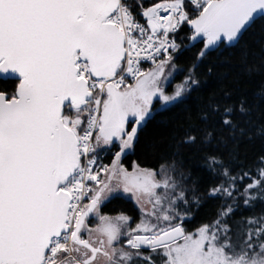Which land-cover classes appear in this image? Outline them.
Wrapping results in <instances>:
<instances>
[{"label": "snow or ice", "instance_id": "obj_1", "mask_svg": "<svg viewBox=\"0 0 264 264\" xmlns=\"http://www.w3.org/2000/svg\"><path fill=\"white\" fill-rule=\"evenodd\" d=\"M133 7L0 0V74L15 77L13 87L0 86V264H264V213L234 219L264 204V156L255 172L240 160L242 141L264 138L246 98L210 96L197 117L205 128L198 131L189 114L171 160L156 169L135 160L125 166L145 129L166 123L198 92L201 64L211 74V57L227 48L246 60L249 37L264 51V0H136ZM185 25L191 35L177 43ZM197 43L185 71L175 55ZM217 131L232 142L239 171L207 157L221 177L207 196L223 203L211 223L190 230L201 197L180 149L210 142ZM121 193L140 210L134 224L124 212L102 211Z\"/></svg>", "mask_w": 264, "mask_h": 264}, {"label": "trees", "instance_id": "obj_2", "mask_svg": "<svg viewBox=\"0 0 264 264\" xmlns=\"http://www.w3.org/2000/svg\"><path fill=\"white\" fill-rule=\"evenodd\" d=\"M133 5L134 13L138 11L135 7L136 0H128ZM147 2V0H146ZM155 2V0H151ZM259 33V27L256 34ZM191 35L190 27L185 25L177 36V43H181L179 37ZM184 43H187L185 41ZM248 47V55L246 60L242 58L239 48H227L220 55H213L211 62L214 67L210 74L207 71L208 64H201L197 69L198 78L202 84L198 92L193 93L187 100L185 105H181L166 114V123L152 122L144 131L141 137V143L135 155H130L125 163L128 165L131 161H138L141 166L150 168H158V166L166 160L173 158L176 140L183 135V129L180 125L187 127L188 117L191 114V121L197 126L198 131L203 130L205 125L197 119L200 105L210 96H216L221 102L232 103L239 99L246 98L250 104L255 105L252 113L253 119L257 124H264V102L256 104V101L264 97V51L255 38H246ZM202 44L197 43L195 47L182 48L175 55V63L182 66L185 71L193 62L194 56L198 48ZM250 66H254L253 71H248ZM148 66H146L147 68ZM184 76V72L175 75L173 82L179 83ZM15 78H0V86L13 87ZM230 93L229 97H224L223 93ZM215 126L219 129V122H215ZM175 134V135H174ZM226 137V130H225ZM233 144L229 140L227 143L221 142V135L217 131V135L210 142H198L192 146H183L180 151L182 153L183 163L182 169L186 173L191 174L192 181H196L197 195L201 197L199 208H194L193 219L187 225L191 230L202 223H211L217 216L223 201L220 198H209L207 196L208 189L220 183L221 177L209 171L207 167V157L216 155L222 159L226 165L232 168L233 173L239 171V164L231 161V150ZM240 160L243 161L244 167L251 168L255 172L258 161L264 156V138L259 136L250 140H244L239 146ZM110 162V157L104 159ZM192 181H189L191 184ZM249 181H245L248 183ZM105 214H116L124 212L133 218V223L139 220V211L134 202L123 195H117L107 202L103 208ZM264 213V204L258 203L255 209L245 208L238 212L234 219L248 217L252 215L259 216Z\"/></svg>", "mask_w": 264, "mask_h": 264}, {"label": "rangeland", "instance_id": "obj_3", "mask_svg": "<svg viewBox=\"0 0 264 264\" xmlns=\"http://www.w3.org/2000/svg\"><path fill=\"white\" fill-rule=\"evenodd\" d=\"M174 79V78H173ZM173 79H171V82L167 85V89H168V91L169 92H171L172 91V88H173V86L175 85V84H177V83H174L173 82ZM125 166H128V164H126L125 163ZM150 168V167H149ZM154 169V168H153ZM119 195H123V196H125V197H127L128 198V194H123V193H121V194H119ZM130 199V198H129ZM132 200V199H131ZM133 201V200H132ZM134 202V201H133ZM134 204H135V202H134ZM136 205V204H135ZM136 207L138 208V206L136 205ZM138 211H139V216H140V210H139V208H138ZM118 214V213H117ZM110 215V214H109ZM114 215H116V214H113V216ZM130 216V215H129ZM131 217V216H130ZM96 223H98V221H96L95 219H94V223L91 225V226H95V224Z\"/></svg>", "mask_w": 264, "mask_h": 264}, {"label": "water", "instance_id": "obj_4", "mask_svg": "<svg viewBox=\"0 0 264 264\" xmlns=\"http://www.w3.org/2000/svg\"><path fill=\"white\" fill-rule=\"evenodd\" d=\"M0 78L7 79V78H15L12 74H8L5 76L4 74H0Z\"/></svg>", "mask_w": 264, "mask_h": 264}, {"label": "flooded vegetation", "instance_id": "obj_5", "mask_svg": "<svg viewBox=\"0 0 264 264\" xmlns=\"http://www.w3.org/2000/svg\"><path fill=\"white\" fill-rule=\"evenodd\" d=\"M127 164V163H126ZM144 167H148V166H144ZM149 168V167H148ZM94 223V219H92L91 221H90V226L92 225Z\"/></svg>", "mask_w": 264, "mask_h": 264}, {"label": "built area", "instance_id": "obj_6", "mask_svg": "<svg viewBox=\"0 0 264 264\" xmlns=\"http://www.w3.org/2000/svg\"><path fill=\"white\" fill-rule=\"evenodd\" d=\"M141 22H143V21H141Z\"/></svg>", "mask_w": 264, "mask_h": 264}]
</instances>
